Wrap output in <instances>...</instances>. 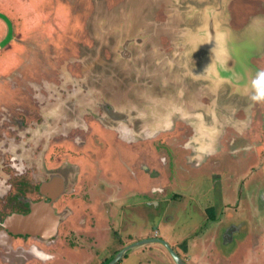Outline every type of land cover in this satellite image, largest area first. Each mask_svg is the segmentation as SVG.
<instances>
[{
	"label": "flooded vegetation",
	"instance_id": "obj_1",
	"mask_svg": "<svg viewBox=\"0 0 264 264\" xmlns=\"http://www.w3.org/2000/svg\"><path fill=\"white\" fill-rule=\"evenodd\" d=\"M149 1L161 2L162 7L159 9L157 6V12H152ZM165 2L166 5L163 4ZM178 3L180 7L177 9L189 6L196 14L181 15L175 7ZM119 10H122V17L116 16ZM123 13L127 14L124 18ZM118 17L120 20L123 18V22ZM262 19L264 0H0V47L3 44L0 48L3 55L0 57V256L11 253L16 241L28 247H39L47 253L44 264H62L57 262L62 256L66 257L63 264H72L83 257L76 254L75 257L71 247L66 246L64 250L59 248L57 252L55 245H38L33 239L49 241L59 233L66 208L63 198L67 190L66 178L61 176L60 170L72 166V160L78 159L76 155L83 152L82 145L85 142L91 140L98 151L103 148L108 138L102 136L105 133L104 122L112 126L121 125L124 142L131 146L140 145L143 154H147L148 149L152 151L151 142L156 138H161V142L166 140V132L176 130L174 126L178 128L179 134L172 137L174 141L182 143L188 152L194 149L196 155L210 152L204 155L207 159L218 158L217 152H221L220 147L224 141L227 143L228 156L234 155V160L242 168L246 169L247 164L254 161V153L257 154L255 159L259 163H255L252 168L261 169L262 175H255L252 180L243 178L244 193L241 199L247 206L249 202L251 207L254 202L253 213L255 209L258 215L263 208L261 201L264 202V154L258 150L264 139V98L254 99L258 97L255 95L247 102L245 97H239L238 88L230 81L222 82L211 90V81L205 78V74L211 78L215 69L212 60H208L212 57V48L200 44L204 40L211 42L216 38L220 42L222 37H226L224 45L220 46L227 50V35L230 32L251 29L238 35L237 40L242 42L243 47L237 45L240 51L244 49L243 52L255 54L250 58V64L255 66L254 73L264 79V51L259 50L264 40V32L260 30L264 22H260ZM155 23L172 25L167 36L175 34L172 43L174 52L162 54L151 50L145 57L130 54L128 51H131V45H142L133 43L136 37L134 33H146L144 31ZM205 25L213 27L207 31ZM256 27L258 31H255ZM195 32L198 40L193 36ZM156 40L164 42L163 38ZM84 50H88V54H81ZM109 50L113 53H108ZM115 51H120L117 62L118 65L122 63L123 70L120 75L111 73V79L115 82L108 78L109 87L103 88L98 82L93 87L89 85L88 78L83 83L71 78L80 65L88 63L94 56L98 63L109 61ZM202 63H206L203 69ZM52 69L58 70L59 79L47 82L46 72ZM139 72L145 76L137 82L132 80L133 77L138 79ZM196 75H204V79H197ZM153 82L160 86L159 92L153 90ZM171 83L178 85L168 97L169 88L174 86ZM214 89L220 90L223 104H216ZM188 95L191 101L186 104L182 99ZM30 99L33 106L28 108L24 104H30ZM139 102L143 106H138ZM190 102H193L194 108L186 110L185 105H192ZM230 105L232 108L228 112L225 106ZM55 106L65 107L71 112L81 111L80 119L87 123L90 121L92 125L89 128H97L99 134L96 137L100 141H95L92 133L87 136L84 133H72L70 127L57 128L54 130L56 133L47 138L50 127L56 125L51 121L59 114ZM199 108L209 111V116H205L207 124L202 122L203 118L200 121L197 118L205 113ZM221 108L225 112V122L215 115L219 114ZM91 110L99 112L92 116ZM176 117L179 118L178 122ZM36 125L47 127L44 129L46 133H40L43 129ZM209 133L211 137H208ZM219 136L221 140L218 147V144L213 145L212 140ZM122 138H108L109 143L106 144L111 146L109 154L114 157L118 149H121L118 155L130 160L132 152L128 154L129 151L117 145V142H122ZM74 144L76 149L73 148ZM238 156L240 158L237 159ZM146 162L141 161L146 173H152V165ZM196 164L199 167L201 163L198 161ZM32 172L37 175L30 182L32 176L29 174ZM9 174L14 178L7 181ZM144 183L147 184L146 180ZM96 185V188L102 190L103 201L105 184L99 181ZM109 189L113 192V197L109 198L114 200L116 189ZM52 196V205L56 213L60 214L58 230L54 236L44 239L40 235L15 232L6 225L9 216L27 214L31 212L34 203L50 201ZM227 236L229 239L230 234ZM0 264L9 263L0 259Z\"/></svg>",
	"mask_w": 264,
	"mask_h": 264
},
{
	"label": "rangeland",
	"instance_id": "obj_2",
	"mask_svg": "<svg viewBox=\"0 0 264 264\" xmlns=\"http://www.w3.org/2000/svg\"><path fill=\"white\" fill-rule=\"evenodd\" d=\"M120 11L122 10L117 11L116 16L122 17ZM124 15L127 14L123 13V18ZM123 18L122 20L119 18V20L123 22ZM263 21L262 19L261 22ZM149 27L147 31H144L146 33L139 31L134 33L136 37L134 36V41L133 37L131 40L137 45L142 44L143 50L139 49V46H135V48L131 45V51L128 52L135 55L145 52L143 53L145 55L153 50L155 53L172 54L174 52H172V49H174L172 43L175 41V34L167 36L169 29L164 28L162 24L155 23ZM135 31L136 29L132 32ZM147 38L154 39L152 45L151 40L146 41ZM157 38H163L164 42L157 41ZM156 48L157 50H155ZM111 50L107 52L109 53ZM1 55L0 53V57L3 56ZM119 58L120 51H115L109 61H100V63L94 56L88 63L80 65L72 73L71 78L79 83H83V80L88 78L89 85L93 87L97 82L103 88L109 87L107 82L113 77L111 73L122 74V63L119 62L120 65H118L117 62ZM138 75V79L133 77L132 80L137 82L140 81L139 78L145 76V74ZM46 76L47 82H55L59 79L58 70H48ZM108 78L110 79L108 80ZM153 84V90L159 92L161 90L160 86H157L155 82ZM173 85L177 86L178 83ZM183 100L186 104L191 101L189 95ZM31 101L32 99H30V104L25 102L24 105L27 104L26 107L30 108L31 105L33 106ZM138 106H143V103L139 102ZM199 109L203 110L202 108ZM56 110L60 115L57 114V117L51 121L56 125L50 127L46 135L47 138L55 134L56 131L54 130L57 128L70 127L72 133L77 135L84 133L86 136L92 133L93 139L98 140L96 136L99 131L96 130L97 128H89V125H92L90 121L87 123L84 119H80L81 111L71 112L65 107H57ZM41 111L48 112V110ZM203 111L206 114L209 112L207 109ZM97 112L99 111L91 110L92 116H95ZM65 113L68 117L66 119ZM31 117L30 119L33 121V116ZM134 117L132 116V120ZM103 125H105L103 127L105 133L102 136L111 137L113 140L122 138L121 125L116 124L115 126L113 124L112 126L107 122H104ZM36 127H42L43 131L40 133H46L44 129L47 127L43 125H40V127L36 125ZM174 129L176 130L166 132V137L168 136L166 140L161 142V138L160 140L156 138L151 142L152 151L148 149L147 154L140 152V145H128L122 138V142H117V145L125 151H129L128 154L132 152V156L129 155L130 160L118 155L121 149H118L117 155L114 157L110 156L111 146L106 144L108 138L105 139L106 142L99 151L97 147L92 145L91 140L88 143L85 142L82 145L83 152L80 151L82 153L76 155L78 159L72 160V166L60 170L62 172L61 176L66 178L68 185L66 184L67 190L63 198L65 199L64 206L66 208L59 233L53 239L45 240L46 242L43 239L33 240L41 245L53 244L56 246L55 251L58 248L57 252L60 249L64 250L63 248L66 246L71 247L75 257L76 255L83 256L72 264H102L125 245L133 243L144 235L155 237L156 233L161 238L167 239L168 243L182 257L185 258L191 253L192 258L189 259V264H195L198 261L199 264H264V202L261 201L260 205L263 208L257 215L255 209L253 213L255 203L252 202L251 205L253 206L251 207L248 202L247 206L241 199L244 193L243 178L247 177L252 180L253 177H256L255 175H262L261 169L254 170L252 168L255 163H259L255 159L257 154L254 153V161L252 160L247 164L246 169L242 168L234 160L236 158L234 155L228 156L227 143L224 141L222 142L223 146L220 147L221 152H217L218 158L215 157L211 160L206 158L201 162V166H192L191 163L195 164L196 161L193 159L190 163L184 157L185 152L181 150L183 147L179 144L181 147H177L179 148L177 150L174 146L175 141L173 138L178 133V128L174 126ZM224 139L227 138L224 137ZM263 144L264 139L263 143L259 144L258 150L264 154ZM217 146L219 147L220 144ZM75 147L77 146L74 144L73 148ZM171 155L173 157L168 158L171 164L169 167L165 158L171 157ZM238 158L240 157L238 156ZM144 160L152 165V173H146L145 165L141 163ZM175 163L177 167H174ZM29 175L32 176L30 177V182H32L37 173L32 172ZM251 175L252 178H250ZM11 176L13 175H8L7 181L13 180L14 177L11 178ZM145 180L147 184L144 183ZM99 181H103L106 187L103 201H101V188H96L98 187L96 183L98 184ZM26 185L29 186V184ZM25 188L30 189L31 186ZM86 188L88 190L85 191ZM109 188L116 189L114 191L116 195L121 189L122 196L118 195L121 198L118 199V196H114V200H111L109 196L113 197V192ZM179 193L181 199L177 197ZM222 202L226 203V207L220 215ZM229 230L233 235L232 239L231 237L227 238ZM68 234L70 236L64 240ZM216 237L217 240L215 241ZM60 238L62 241H60ZM181 238L186 241L185 245L189 246L188 253H185V246L176 243V240ZM15 243V247L13 246L10 251L11 253L0 256L3 262L5 260L9 264L45 263L48 255L42 249L21 245L16 241ZM149 244L152 248L150 246L144 250L141 248L124 257L125 263L175 264L165 245L160 243ZM65 259L66 257L62 256L57 262L63 264V261H66Z\"/></svg>",
	"mask_w": 264,
	"mask_h": 264
},
{
	"label": "water",
	"instance_id": "obj_3",
	"mask_svg": "<svg viewBox=\"0 0 264 264\" xmlns=\"http://www.w3.org/2000/svg\"><path fill=\"white\" fill-rule=\"evenodd\" d=\"M210 27L213 26L205 25L204 28L209 31ZM221 39H223V37ZM221 39L220 41H222ZM224 39H226V37ZM224 39L223 41H226ZM217 40L219 39H212L211 42H209V40H207V42L206 40L201 42V45H204L207 48H212V57L208 60H210V62L212 60V63L215 66L214 68L216 69L215 74L217 81L219 83L230 81L232 85L238 88V91L252 89L254 90L252 96L260 94L255 92L260 81L258 79L259 76L257 73H254L256 71L255 67H253V65L250 64L251 61H249L251 53L248 51L243 52L244 49L240 51L241 46L239 47L237 43L235 44L231 37L228 39L229 44L227 50H224V47H221L224 45L223 41L218 42ZM205 65V63H202V66ZM205 76L208 75L205 74ZM248 92L244 93L246 94ZM53 199L54 196L51 197L50 201H39L34 203L32 205L31 212L27 214H14L9 216L7 218L6 225L15 232L40 235L44 239L54 236L58 230L60 214L56 213L52 205ZM149 243H161L165 245L176 264H189L184 257L177 253V251L168 243L167 240L161 237L143 238L125 245L102 264H117L135 249Z\"/></svg>",
	"mask_w": 264,
	"mask_h": 264
},
{
	"label": "crops",
	"instance_id": "obj_4",
	"mask_svg": "<svg viewBox=\"0 0 264 264\" xmlns=\"http://www.w3.org/2000/svg\"><path fill=\"white\" fill-rule=\"evenodd\" d=\"M150 3H149V6L151 7V9H152V12L154 11L155 13L157 12V6L159 7V9L162 7V4H161V2H158L157 3V1H149ZM163 4H165L166 5V2L165 3H163ZM167 5H169V3L167 4ZM180 7V5H179V3L178 4H176L175 5V7H176V10H178L180 13H181V15H188L189 16V14L191 15V16H194L196 13V11H194L191 7H189V6H187V8H178L177 9V7ZM211 8H214V7H212L211 6ZM170 9V8H169ZM216 9V11H217V8H215ZM184 10V11H183ZM186 11V12H185ZM204 11L207 13L208 12V9H207V7H205V9H204ZM184 12V13H183ZM180 14H179V16H181ZM177 18H179V17H177ZM177 18H175L174 19V22L177 24L178 23V21H177ZM207 22V21H206ZM261 22V21H260ZM264 23V22H263ZM262 23V25L260 26L261 28H260V30L261 31H263L264 32V24ZM163 25H165L164 23H163ZM178 26V25H177ZM165 27H167V29H169L168 30V32L170 31V29L172 28V26H168V25H165L164 26V28ZM257 29H255V31H258V27H256ZM243 30V31H242ZM242 30H236L235 32H237V35L235 34V32L234 31H232V32H230V34H228L227 35V39H229L230 37L234 40V42H235V44L237 43V44H240V46L242 45L241 43V41L238 39L237 40V38H238V35H243L244 34V32L246 31V32H248V31H250L251 29H247V30H244V29H242ZM196 33L197 32H195V34H193V36L195 37V40H198L197 39V36H196ZM257 33V32H256ZM169 34V33H168ZM192 37V36H191ZM239 37H242V36H239ZM225 37H223V39H224ZM223 39H221L222 41H223ZM263 39H264V36H263ZM225 40V39H224ZM218 41V40H217ZM222 41H220V42H222ZM201 45V44H200ZM243 46V45H242ZM260 50H262V51H264V40L261 42V45H260ZM139 49H141V50H143L142 49V47H140L139 46ZM92 51V50H91ZM88 50H84V51H82L81 52V54H88ZM143 53H145V52H143ZM142 52L141 53H139L138 54V57H143V56H145L144 54H143ZM263 54H264V52H262ZM255 54H251V57L250 58H252V56H254ZM139 61H141L140 59H139ZM206 62V61H205ZM206 64V63H205ZM251 65H253V64H251ZM1 67V66H0ZM206 66H202L201 68L203 69V68H205ZM253 67H255L254 65H253ZM215 70L216 69H214V72H213V76L210 78V76H209V74H207L208 76H205V78H207L209 81H211V90H212V88L214 87V86H218V85H220V84H222L221 82L219 83L218 81H217V79H216V74H215ZM195 71V70H194ZM140 73V72H139ZM141 74V73H140ZM143 74V73H142ZM203 76L204 75H201V76H199V75H196V77H197V79H204L203 78ZM142 78V77H141ZM140 78V79H141ZM210 78V79H209ZM264 78V77H263ZM259 79V81H260V83H259V85H257V90L255 91V92H257V93H260V94H257L256 96H258V97H260L261 96V94L262 93H264V79H262V77H259L258 78ZM169 86V85H168ZM172 86V85H171ZM175 88H176V86H174V87H170L169 88V90H168V93H169V96L168 97H170L171 96V94L174 92V90H175ZM215 91V93H216V95H213V98L215 99V102H216V104L217 105H219V104H223V100L222 99H220V96H221V94H220V90L218 89V90H213V92ZM249 91V92H248ZM238 93L237 94H239V97L240 96H243V97H245L246 99H245V101H247V102H249L248 100H250V99H252L253 98V96H252V93H254V90H252V89H250V90H242V91H237ZM244 92H248V93H244ZM168 101H169V98L167 99ZM176 102H177V100H175ZM192 105H190V106H187V105H185V108H186V110H191L192 108H194V106H193V102H190ZM188 104V103H187ZM232 105H230V106H225L226 107V111H230V109L232 108L231 107ZM233 106H235V105H233ZM173 111V110H172ZM220 112H219V114L218 113H215V115L217 116V117H219L220 118V120H222V121H224L225 122V120H224V118H225V112L223 111V108H221V110H219ZM209 113V112H208ZM174 114H177L176 112H174ZM205 116H209V115H207V114H204V113H202V117H200V116H198L197 118L199 119V121H200V118H203L202 119V122H204L205 124H207L206 123V121H205ZM175 120L178 122V120H179V118L178 117H176L175 118ZM224 122H223V124H224ZM208 123H210V121H208ZM213 128V127H212ZM215 130V129H214ZM217 132V131H216ZM175 136H179V134H176ZM208 137H211L210 136V133H209V136ZM220 137V136H219ZM219 137H216L215 139H213L212 140V143H213V145H215V142L217 141V143L216 144H218L219 143V140H221V137L219 138ZM177 139V138H176ZM221 143V142H220ZM183 147V145H182V143H178L177 141H175V145L174 146H176V149L177 150H179V148L181 147L180 145ZM173 146V147H174ZM194 146V145H193ZM177 147H179V148H177ZM216 147V146H215ZM206 148V147H205ZM181 150H184V152H185V155H184V157L188 160V161H190V163H191V161L194 159L196 162H198V161H200V163L202 162V161H204V160H206V158H207V156H204V155H207L208 153H210V152H208L207 151V153H205L204 155L203 154H201V153H199L200 155H196L195 154V150L193 149L192 151H190V152H188L186 149H184V148H182ZM216 150H217V148H216ZM172 153V152H171ZM196 156H199L198 158H196ZM173 157V155H171V157L170 156H168L167 158H165V159H167V163H168V166L170 167L171 166V164H170V161L168 160V158L170 159V158H172ZM192 164V166L193 165H197L196 163L195 164H193V163H191ZM202 164H200L199 166H201ZM198 166V165H197ZM174 167H177V165H176V163H175V166ZM121 189H120V192H118V195L119 196H122L121 195ZM117 195V196H118ZM118 196V199H120L121 197H119ZM177 197L178 198H180L181 199V196H180V193L179 194H177ZM220 215H222V213H223V211H224V208L226 207V203H223L222 202V204L220 205ZM258 222V221H257ZM255 224V223H254ZM259 225V224H258ZM255 226V225H254ZM256 227V226H255ZM237 230V229H236ZM102 231H104V230H102ZM100 233H101V231H99ZM228 233L230 234V237H231V239L233 238V235L231 234V231L229 230L228 231ZM149 236H151V235H149ZM147 238L148 236H143V237H140L139 239H137V240H140V239H143V238ZM154 237V236H153ZM155 237H160L159 235H157V233L155 234ZM136 240V241H137ZM165 240H167V239H165ZM217 240V237L215 238V241ZM183 240V238H181V239H177L176 240V243L177 244H180L181 246H185V253H188L189 251H188V245H185V243H186V241H184ZM161 244V243H160ZM151 244H146V245H143V246H141V247H139V248H137V249H135L134 251H132L131 252V254L132 253H134V252H136V251H138V250H140L141 248H143V250L145 249V248H147L148 246H150ZM151 247V246H150ZM152 248V247H151ZM130 254V253H129ZM128 254V255H129ZM130 254V255H131ZM192 258V254L191 253H189L188 254V256H186L185 257V259L189 262V259H191ZM108 259V258H107ZM175 262V261H174ZM199 264V261L198 262H195V264ZM120 264H128V263H125V261L122 259L121 260V263ZM176 264V263H175Z\"/></svg>",
	"mask_w": 264,
	"mask_h": 264
},
{
	"label": "clouds",
	"instance_id": "obj_5",
	"mask_svg": "<svg viewBox=\"0 0 264 264\" xmlns=\"http://www.w3.org/2000/svg\"><path fill=\"white\" fill-rule=\"evenodd\" d=\"M260 98H264V93H262L260 97H257V98H254V99H260Z\"/></svg>",
	"mask_w": 264,
	"mask_h": 264
},
{
	"label": "trees",
	"instance_id": "obj_6",
	"mask_svg": "<svg viewBox=\"0 0 264 264\" xmlns=\"http://www.w3.org/2000/svg\"><path fill=\"white\" fill-rule=\"evenodd\" d=\"M107 260V259H106ZM121 263V261L120 262H118L117 264H120Z\"/></svg>",
	"mask_w": 264,
	"mask_h": 264
}]
</instances>
